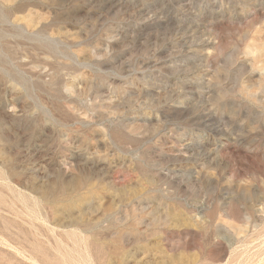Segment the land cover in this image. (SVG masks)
<instances>
[{
	"label": "rangeland",
	"instance_id": "374dc122",
	"mask_svg": "<svg viewBox=\"0 0 264 264\" xmlns=\"http://www.w3.org/2000/svg\"><path fill=\"white\" fill-rule=\"evenodd\" d=\"M0 264H264V0H0Z\"/></svg>",
	"mask_w": 264,
	"mask_h": 264
}]
</instances>
